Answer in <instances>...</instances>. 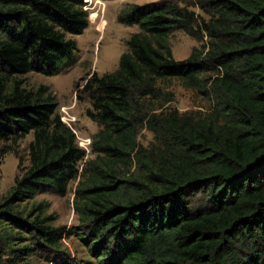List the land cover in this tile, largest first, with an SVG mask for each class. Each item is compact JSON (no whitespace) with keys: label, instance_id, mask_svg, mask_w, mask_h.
I'll use <instances>...</instances> for the list:
<instances>
[{"label":"trees","instance_id":"1","mask_svg":"<svg viewBox=\"0 0 264 264\" xmlns=\"http://www.w3.org/2000/svg\"><path fill=\"white\" fill-rule=\"evenodd\" d=\"M85 6L0 0V143L33 135L29 165L0 199V264L63 253L72 236L96 264H264V0L123 9L118 22L140 31L118 68L92 72L81 91L99 128L88 161L49 88L22 80L70 69L78 52L70 37L89 27ZM176 32L201 44L181 61ZM168 80L210 109L180 112ZM145 129L154 138L147 147L138 142ZM72 182L77 226L54 227L42 204L21 210L39 195L66 196Z\"/></svg>","mask_w":264,"mask_h":264},{"label":"rangeland","instance_id":"2","mask_svg":"<svg viewBox=\"0 0 264 264\" xmlns=\"http://www.w3.org/2000/svg\"><path fill=\"white\" fill-rule=\"evenodd\" d=\"M85 10L88 11L89 27L82 35L72 36L77 43L78 52L74 57L70 69L58 76H44L30 73L22 78L24 87L37 90L46 86L56 98L57 113L61 119H70L71 127L76 134L78 144L86 150L88 161L93 158L90 144L99 128L88 116L87 110L91 108L87 96L81 93L88 75L96 71L99 75L112 72L118 68L120 56L126 51V41L133 33L140 31L138 26H125L118 22L119 13L129 4L145 5L159 0H85ZM181 5L191 0H178ZM200 13L198 8H192ZM173 56L176 61L187 59L192 50L201 46L197 39L191 38L184 32H176L171 38ZM165 89L175 94L173 106L180 112L193 111L206 113L211 102L201 97L197 92L184 89L178 80L165 82ZM30 134L18 144L0 143V199L4 198L15 184V178L28 165V144L32 141ZM153 134L142 130L138 142L147 147L153 142ZM84 164H81V167ZM80 169H83L81 168ZM77 182H72L66 196L53 194L37 196L21 206L30 211L33 206L42 204L44 215L52 218L54 227L66 226L71 229L79 224L74 209L75 189ZM63 253L49 254L36 252L27 258L24 264H96L90 252L75 236L66 238L61 242Z\"/></svg>","mask_w":264,"mask_h":264},{"label":"built area","instance_id":"3","mask_svg":"<svg viewBox=\"0 0 264 264\" xmlns=\"http://www.w3.org/2000/svg\"><path fill=\"white\" fill-rule=\"evenodd\" d=\"M86 7V6H85ZM68 127H70L71 129H72V127H71V120L70 119H67V118H64L63 120H62ZM73 130V129H72Z\"/></svg>","mask_w":264,"mask_h":264},{"label":"clouds","instance_id":"4","mask_svg":"<svg viewBox=\"0 0 264 264\" xmlns=\"http://www.w3.org/2000/svg\"><path fill=\"white\" fill-rule=\"evenodd\" d=\"M86 2V1H85ZM62 120V119H61ZM63 122V121H62ZM64 123V122H63ZM65 124V123H64ZM91 145V144H90ZM83 149V148H82ZM86 151V150H85Z\"/></svg>","mask_w":264,"mask_h":264},{"label":"crops","instance_id":"5","mask_svg":"<svg viewBox=\"0 0 264 264\" xmlns=\"http://www.w3.org/2000/svg\"><path fill=\"white\" fill-rule=\"evenodd\" d=\"M103 2H104V0H103Z\"/></svg>","mask_w":264,"mask_h":264}]
</instances>
